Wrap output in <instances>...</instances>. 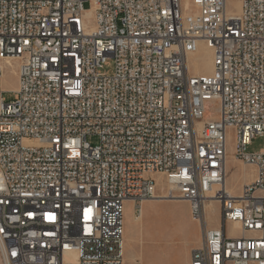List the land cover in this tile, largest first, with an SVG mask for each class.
<instances>
[{
	"label": "built area",
	"instance_id": "1",
	"mask_svg": "<svg viewBox=\"0 0 264 264\" xmlns=\"http://www.w3.org/2000/svg\"><path fill=\"white\" fill-rule=\"evenodd\" d=\"M239 1L0 0V60L20 63L14 99L0 90V264H126L125 203L139 214L157 175L192 202L197 264H264V147L247 149L264 138V0ZM201 43L211 74L189 67ZM229 129L255 169L238 195Z\"/></svg>",
	"mask_w": 264,
	"mask_h": 264
},
{
	"label": "rangeland",
	"instance_id": "2",
	"mask_svg": "<svg viewBox=\"0 0 264 264\" xmlns=\"http://www.w3.org/2000/svg\"><path fill=\"white\" fill-rule=\"evenodd\" d=\"M238 5V0H228L230 10H237ZM83 7L90 8V3L84 2ZM196 54L190 60L191 71L194 73L197 70L200 74L210 73L212 69L210 51L201 43ZM113 66L110 62L105 70L111 73ZM17 70L18 64L14 63L11 68L5 66L3 71L0 90L5 91L3 96L6 102L14 99L15 95L11 92L17 89ZM207 109L206 119H218V102H209ZM88 140L94 145L98 143L96 137H90ZM263 147L264 138L257 137L247 149L249 152H259ZM235 150L236 136L234 131L229 129L227 131V187L234 191L233 194L238 195L243 184L251 179L253 169L244 167L234 158ZM163 185L164 183L161 182L158 197H162L166 192ZM165 199L171 200V198ZM166 200L145 201L139 214H135L134 205L127 206L125 203L126 264H189L190 256H185V252L188 249L191 252L193 248L200 245L202 239L200 226L191 218L189 203L181 199L178 202ZM220 210V205L217 203L208 209L207 220L210 226L219 225ZM226 230L229 232L231 225L228 224Z\"/></svg>",
	"mask_w": 264,
	"mask_h": 264
},
{
	"label": "bare ground",
	"instance_id": "3",
	"mask_svg": "<svg viewBox=\"0 0 264 264\" xmlns=\"http://www.w3.org/2000/svg\"><path fill=\"white\" fill-rule=\"evenodd\" d=\"M238 3H239V5H238V9L237 10H235L236 12H240V6H241V4H240V1L238 0ZM186 7L188 8V9H191V4L188 2V3H186ZM203 44V43H202ZM205 47H206V49H208L209 51H210V54H211V61H212V65H211V72L210 73H208V74H211L212 73V71H213V52H212V50L208 47V46H206V45H204ZM197 53V52H196ZM196 53H193V54H191L190 56H189V67H190V60H191V58L192 57H194L195 55H197ZM14 63H17L18 64V70H19V65H20V63H19V61L17 60V59H7V60H0V67L3 69V71H4V69H5V66H7V67H12L13 66V64ZM18 70L16 71L17 72V74H16V76H17V85H18ZM190 70H191V68H190ZM11 71V70H10ZM14 71V70H13ZM192 72V71H191ZM195 74H200L199 72H197V70H196V72H194ZM2 77H3V73H2V76L0 77V80L2 79ZM201 125V124H200ZM231 158V157H230ZM234 158L237 160V161H239L244 167H251V166H247V165H245L243 162H241L240 160H238L236 157H235V155H234ZM252 169H253V173L251 174V179L249 180V181H251L253 178H254V176H255V169L253 168V167H251ZM227 174H228V154H227V159H226V181H225V188H226V190H227V192L228 193H230V194H232V195H235V194H233V192H232V190H230L228 187H227ZM156 180H157V192H156V194H155V197L153 198L154 200H159V199H163V200H166L165 198H169V196H168V194H169V184L166 182V180H165V178H164V176L163 175H157L156 176ZM161 182H163L164 183V185H163V187L165 186V188H166V192H165V194L162 196V197H158V195H157V193H158V190H159V188L161 187L160 185H161ZM176 197L174 196V197H171V200H166V201H171V202H178L180 199L182 200V201H185V202H187V203H189L190 204V211H191V213H192V202H188V197H187V194H179V199H175ZM152 199V200H153ZM148 200H150L151 201V199H146V201H148ZM161 201V200H160ZM215 203H217V204H219V202H217V201H215L214 199H211L210 201H209V203H208V205H207V212H208V209L210 208V207H213L214 206V204ZM190 213V214H191ZM140 218H142V216L140 217ZM191 218L193 219V221H195V222H197L198 224H199V226H200V222L198 221V220H196V219H194L193 217H192V215H191ZM206 218H207V213H206ZM235 227H237V228H239V226L238 225H234ZM200 229H201V226H200ZM124 239H125V232H124ZM202 240V239H201ZM201 243V242H200ZM189 264H197V261H196V255H195V253L194 252H192L191 253V256H190V262H189Z\"/></svg>",
	"mask_w": 264,
	"mask_h": 264
},
{
	"label": "crops",
	"instance_id": "4",
	"mask_svg": "<svg viewBox=\"0 0 264 264\" xmlns=\"http://www.w3.org/2000/svg\"><path fill=\"white\" fill-rule=\"evenodd\" d=\"M126 205L127 206H133L134 204L132 203V202H130V201H128V202H126ZM219 226V225H218ZM218 226H215V227H218ZM194 249V248H193ZM191 253H192V250H191V252L189 251V249H188V251L187 252H185V256H191ZM190 262V261H189Z\"/></svg>",
	"mask_w": 264,
	"mask_h": 264
}]
</instances>
